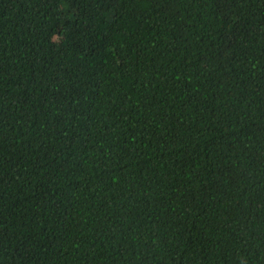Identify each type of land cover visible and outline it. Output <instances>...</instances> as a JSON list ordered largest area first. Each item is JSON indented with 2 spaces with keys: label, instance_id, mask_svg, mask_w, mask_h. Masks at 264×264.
Instances as JSON below:
<instances>
[{
  "label": "trees",
  "instance_id": "trees-1",
  "mask_svg": "<svg viewBox=\"0 0 264 264\" xmlns=\"http://www.w3.org/2000/svg\"><path fill=\"white\" fill-rule=\"evenodd\" d=\"M0 264H264V0H0Z\"/></svg>",
  "mask_w": 264,
  "mask_h": 264
}]
</instances>
